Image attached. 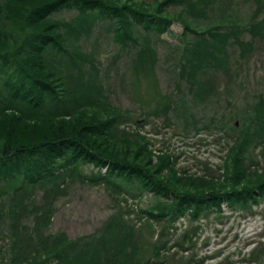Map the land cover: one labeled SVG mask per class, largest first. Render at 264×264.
Here are the masks:
<instances>
[{
	"label": "trees",
	"instance_id": "1",
	"mask_svg": "<svg viewBox=\"0 0 264 264\" xmlns=\"http://www.w3.org/2000/svg\"><path fill=\"white\" fill-rule=\"evenodd\" d=\"M244 1L253 10L235 19ZM65 11L74 14L63 19ZM101 30L118 51L133 53L139 79L155 75L150 36L174 35L179 80L200 100L215 97L218 76H230L264 44V0H0V264H148L142 261L168 249L162 229L143 250L118 214L90 236L48 233L66 179L133 199L148 193L154 203L140 212L156 224L264 204V168H251L257 148L264 156V94L242 110L221 177L180 174L171 156L155 155L145 137L125 130L131 117L104 95L99 62L82 48ZM85 166L95 172L83 174Z\"/></svg>",
	"mask_w": 264,
	"mask_h": 264
},
{
	"label": "rangeland",
	"instance_id": "2",
	"mask_svg": "<svg viewBox=\"0 0 264 264\" xmlns=\"http://www.w3.org/2000/svg\"><path fill=\"white\" fill-rule=\"evenodd\" d=\"M251 10L252 5L244 1L234 12L235 19L247 18ZM73 14V11H65L60 17L69 19ZM170 30L179 35L181 26L174 24ZM150 41L158 56L152 79L136 78L131 68L133 53L118 51L103 30L84 42L82 48L92 51L99 62L101 87L109 103L131 117L132 122L125 130L145 137L155 155L171 156L180 174L223 175L229 160L227 147L241 130L242 122L238 118L242 110L254 104L258 95L264 94V44L256 43L253 54L245 62L236 63L232 68L235 72L230 76H218L214 81L215 97L204 95L193 101L185 84L179 80L181 44L169 33L151 35ZM163 102L169 109L161 105ZM233 123L238 129L231 130ZM261 151L257 148L252 153L251 168H264ZM81 172L88 175L95 170L85 166ZM41 192H35L36 203L40 202ZM153 203L148 193L133 199L105 186L66 179L53 203L48 233H61L69 240L90 236L99 233L118 214L134 228V240L140 241L143 250L148 251V244L164 230L162 240L168 242V249L161 250L157 258L150 257L142 262L264 264V204L253 205L250 210L222 205L221 211L202 215L197 221L185 216L174 224L164 225L150 222L141 214L140 210ZM184 234L188 235L187 239L181 238ZM176 242L182 243L183 248L174 247ZM4 245L5 240H0V247ZM257 254L263 255L251 262Z\"/></svg>",
	"mask_w": 264,
	"mask_h": 264
}]
</instances>
